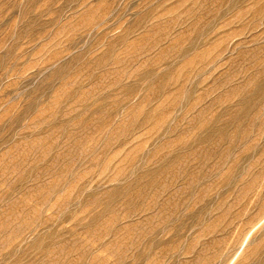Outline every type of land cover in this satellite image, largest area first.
<instances>
[{
  "label": "rangeland",
  "instance_id": "1",
  "mask_svg": "<svg viewBox=\"0 0 264 264\" xmlns=\"http://www.w3.org/2000/svg\"><path fill=\"white\" fill-rule=\"evenodd\" d=\"M0 264H264V0H0Z\"/></svg>",
  "mask_w": 264,
  "mask_h": 264
}]
</instances>
